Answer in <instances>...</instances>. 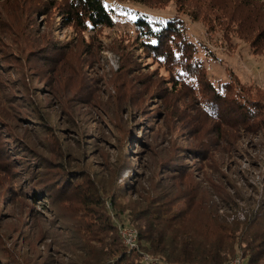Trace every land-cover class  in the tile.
I'll return each mask as SVG.
<instances>
[{
  "label": "rangeland",
  "instance_id": "1",
  "mask_svg": "<svg viewBox=\"0 0 264 264\" xmlns=\"http://www.w3.org/2000/svg\"><path fill=\"white\" fill-rule=\"evenodd\" d=\"M104 1L114 25L81 32L58 10H33L37 0H0V264H83L80 250H103L87 233L102 222L137 249L127 210L136 211L139 192L148 201L169 195L196 224L209 209L233 218L264 203L257 31L220 26L206 3L222 0ZM254 6L262 26L264 0ZM241 10L245 17L250 8ZM138 16L185 27L198 47V87L140 50ZM223 84L213 117L201 103ZM237 98L254 109L248 121L229 109Z\"/></svg>",
  "mask_w": 264,
  "mask_h": 264
},
{
  "label": "trees",
  "instance_id": "2",
  "mask_svg": "<svg viewBox=\"0 0 264 264\" xmlns=\"http://www.w3.org/2000/svg\"><path fill=\"white\" fill-rule=\"evenodd\" d=\"M37 1L39 2L33 10L40 11L42 7L58 10L64 24L74 26L81 32H94L114 25L104 0H56V3L43 0V4L42 0ZM135 1L141 4L146 2ZM222 1L221 7H214L209 1L206 3L209 10H215V18H220L218 24L221 26L233 22L236 23V28L240 29L245 23L250 24L251 32L257 31L254 41L264 43V22L262 26L257 24L253 16L254 4L260 3L261 0ZM228 3L231 6L227 11L225 6ZM242 7L250 8L245 17H240L245 13L241 10ZM233 17H236L235 22ZM133 28L136 38L139 39L140 50L150 54L158 64H173L183 81H192L199 86V59L193 57L198 47L186 39L185 27L179 21L169 19L165 23L152 25L138 16ZM173 85L180 90L185 89L183 83L174 81ZM212 92V99L202 102L201 106L206 113L217 117L218 114H213L215 110L211 109V106L220 109V94L222 96L226 92V85H220ZM237 99L238 102L230 104L229 109H232V114L241 117L242 121H248L254 109L248 101ZM46 190L49 194L52 187ZM74 190L80 189L75 186ZM233 192L234 201H237L240 197L237 189L234 188ZM139 194L140 192L137 195L136 211L132 213L127 210L136 229L137 249H126L120 237L112 232L114 229L102 222L90 226L87 233L93 241L98 240L97 242L103 245V250L97 253L92 252L91 248L80 250L85 257L83 264H150L144 255L156 264H231L238 258L241 262L246 261V264H264V203L248 205L241 217L233 218L218 209H209L205 211V220L196 224L185 216L187 213L175 208L177 200L171 199L169 195L161 197L162 195L158 194L155 201H148ZM92 196L93 194L85 192L83 198ZM90 203L99 205L97 201L90 200ZM229 203L232 204V201ZM95 232L100 238L92 236Z\"/></svg>",
  "mask_w": 264,
  "mask_h": 264
}]
</instances>
